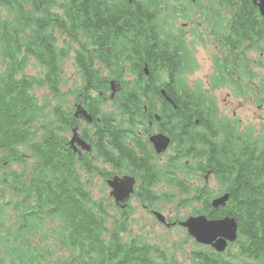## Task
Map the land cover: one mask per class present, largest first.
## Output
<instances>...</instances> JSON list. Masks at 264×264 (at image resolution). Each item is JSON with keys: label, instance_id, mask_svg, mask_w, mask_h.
Wrapping results in <instances>:
<instances>
[{"label": "trees", "instance_id": "1", "mask_svg": "<svg viewBox=\"0 0 264 264\" xmlns=\"http://www.w3.org/2000/svg\"><path fill=\"white\" fill-rule=\"evenodd\" d=\"M160 2L164 8L161 16L157 13L158 0H131V4L121 0H0V8L9 15L7 21L0 19V59L7 63L5 70H0V166L12 158L21 164V155L29 154L33 160L31 169L12 172L10 181L4 183L12 181L8 185L12 195L4 205L14 211H0V228L7 217L14 224L3 234L6 237L0 236L4 255L0 264H45L50 252L36 239L61 242L71 254L79 255L77 264H167L164 251L144 243H124L119 232L109 230L102 205L93 202L84 182V168L89 173L94 161L107 164L115 153L121 166L144 172L145 183L149 179L150 185H157L166 175L153 167L143 141L128 140L127 119L118 122L114 115L118 111L110 115L103 109L111 77H118L122 86L114 100L121 116L132 111L142 115L155 98L160 101L165 124L189 117L190 134L181 143L190 149L207 147L206 154L191 155L206 156L207 166L230 192L225 208L213 209L208 198L204 211L210 219L233 217L243 239L240 253L249 264H264V147L259 152L257 140L230 128L226 140L207 141L204 131L196 127L205 117L198 105L180 97V89L174 87L185 94L188 91L179 63L181 48L172 30V4ZM247 14L249 24L250 11ZM60 36L81 45L76 64L84 82L76 97L81 96L95 121L87 131L93 159L86 164L79 163L65 137L78 121L70 115L66 118L58 106L39 139L31 132L44 109L39 108L33 94L36 81L19 75L25 62L34 60L45 70L37 84L47 85L56 93L61 62L70 51L67 44L58 47ZM126 74L133 76L130 84L122 82ZM162 90L176 106L167 103ZM150 114L147 119L152 120ZM59 119H63L60 123L64 128ZM143 149L145 156L141 157L137 151ZM182 189L186 192L188 188ZM201 198L193 200L197 203ZM48 225L52 229L46 228ZM200 255L201 264H239L220 255Z\"/></svg>", "mask_w": 264, "mask_h": 264}, {"label": "rangeland", "instance_id": "2", "mask_svg": "<svg viewBox=\"0 0 264 264\" xmlns=\"http://www.w3.org/2000/svg\"><path fill=\"white\" fill-rule=\"evenodd\" d=\"M0 13V19L7 21L9 15L6 14V10L0 8ZM187 40H189L191 44L194 42L193 38L185 39L184 41ZM66 43L70 45V51L66 55L65 60L61 62L62 71L59 75L58 91L56 93L50 92L47 86H40L37 84L38 81H41L44 71L36 61L27 60L24 64L23 74L36 81L33 93L39 108L43 106L44 109V112H41L39 118L34 122L35 128L33 132L37 133L39 136L49 124L53 108L61 106L64 111L73 115L75 107L78 105L74 92L76 89L82 87V82L81 74L77 68L74 54L81 45L75 46L73 42L63 38V36H60L57 43L58 47H63ZM192 51V71L185 74V79L190 84L191 89L194 88V92L204 93L206 102L213 99L214 103L218 105L221 112L217 117L218 120H223V118L233 120L239 124L238 130L240 132H251L250 136L252 139L257 141L264 140V105L261 109L258 108L253 95L256 90L255 87H258L261 83L264 87V66L260 67L258 65L254 66L253 64L249 65V68L252 69L251 71L255 74L252 77L253 80H245L247 85L242 82V93L239 95L237 92L238 89L235 86L234 89L229 86L221 85L217 90V87L212 85L214 83V79L218 77V74L215 72V69H212V53L209 52L206 47H196V42H194ZM112 81L115 85H117V87L113 88V91H111V95H114V92L118 88V82L115 80ZM226 82L228 83V80H226ZM261 94L264 95L262 92H258V96L260 98ZM109 95L106 96L105 103L108 109H112L111 100L108 99ZM152 133L155 134V130H153ZM68 135L69 141L72 134ZM156 161L157 165L161 166V168L166 165L165 156L160 161H158V159ZM29 162H32V160ZM189 167L190 169L186 171L178 172L177 178L180 180H188L189 186L192 187L205 184L204 178L200 176L197 177L195 171L193 172L191 170L190 163ZM192 167L193 169L196 168L194 164ZM17 169L18 166L16 164H12L8 169L3 171H6V174H10V172ZM3 171L0 173V176L3 175ZM83 176L88 184L87 189L96 203L99 204V202H103V204L108 205V201H110L112 205L108 207V212L116 214L114 216L115 220L119 222L124 217L126 218L125 225L129 239L139 237L141 240L154 245V247L158 246L162 249L168 250L170 253H167L168 259L172 254H174L175 264H193V261L189 260V254L192 250L196 249L194 241L192 239H188L187 233L184 229L179 227L176 229L166 228L157 223L153 215V212L155 211L162 213L166 217L167 222H170L172 217H189V215L192 214V208L189 209L187 205L180 203L182 196L176 195L177 197H175V195H173L172 197L164 199L159 198L154 205L148 208L147 204L138 202L137 198L134 197L129 203L130 206H128L125 210H121L120 208H116L113 201L110 200L112 199L110 197L111 190L105 184L104 179L100 178L97 173L91 175L84 173ZM128 183L129 181L126 179L124 181V185H127ZM206 188L209 192H212L218 191L221 187L216 179L211 178L207 182ZM0 190L5 192L2 196H0V203H3L4 200L11 197V194L4 186H0ZM163 190L172 193L174 191L173 187L170 186L164 187ZM8 219L9 217H7L2 231V233L5 234L11 230L14 224L13 221H9ZM46 228L52 229L51 225H48ZM2 233L0 236L3 235ZM3 237L6 236L3 235ZM35 241L37 243L42 242L43 247H46L47 251L50 252V259H48L45 264H69V256L71 253L66 251L61 242L55 244L52 239H49L48 241L46 239H36ZM0 255L1 257L4 256L1 247ZM6 264L9 263L6 262Z\"/></svg>", "mask_w": 264, "mask_h": 264}, {"label": "flooded vegetation", "instance_id": "3", "mask_svg": "<svg viewBox=\"0 0 264 264\" xmlns=\"http://www.w3.org/2000/svg\"><path fill=\"white\" fill-rule=\"evenodd\" d=\"M172 3L171 10L175 17L174 26L176 29L175 36L177 44L180 49V68L187 70L188 74L192 71V46L196 42V47H206L209 52L212 53L211 60L212 69H220L225 67L227 61L228 51H237L239 56L233 57L237 58L233 62L234 69L236 70L242 63L244 59V64L249 68V65L253 64L263 67L264 62V17L259 13V9L256 3L253 0H164ZM131 3V0H129ZM233 5L235 13L231 14L230 6ZM228 7V9H226ZM228 10V12L226 11ZM247 11H250L251 18L248 24L247 18H249ZM184 20H186L184 22ZM193 38L194 42L191 44L189 40L184 41L185 39ZM243 54V55H241ZM178 55V56H179ZM232 58V56L230 57ZM260 63H259V62ZM250 69V68H249ZM252 70V69H251ZM216 72V70H215ZM183 75V82L187 84L192 93L194 88L191 89L190 84L185 79V74ZM253 80V78H252ZM221 80L219 76L214 79L212 85H220ZM219 88H217L218 90ZM255 95L258 96V92L264 94V87L259 85L255 87ZM192 95V94H190ZM180 97L185 95L179 94ZM189 96V95H186ZM174 97H177L175 95ZM261 97L264 101V95L261 94ZM191 104L195 105L193 99H191ZM209 105L208 103H210ZM209 102H205L204 111H201V114H204V117L208 115L211 119L217 118L220 115V109L216 105L213 99H210ZM258 108H262V105L259 104V101H256ZM175 110V108H173ZM151 113V112H149ZM235 114V113H234ZM156 115L155 113L153 116ZM187 115V114H186ZM141 114H138L136 111L127 113L126 128L129 131L128 140L134 139L131 135V129L134 125L141 122ZM150 117V116H149ZM74 118L77 120L84 119L83 114L79 111L74 113ZM188 122V121H187ZM159 125H162L161 120H158ZM176 136H171L169 133H165L171 139V148H180L179 143L185 138L186 129L181 128L178 132H172ZM150 156L152 153H149ZM183 154L177 151L176 157H180ZM109 167L114 165H120L117 162V159H110V162L107 163ZM134 196V195H133ZM127 201L126 207L130 206L129 203L132 197Z\"/></svg>", "mask_w": 264, "mask_h": 264}, {"label": "water", "instance_id": "4", "mask_svg": "<svg viewBox=\"0 0 264 264\" xmlns=\"http://www.w3.org/2000/svg\"><path fill=\"white\" fill-rule=\"evenodd\" d=\"M260 12L264 16V0H260ZM74 141V139H73ZM72 141V142H73ZM228 200V195L215 200L212 205L218 207L224 205ZM191 235L195 236L200 242L210 239V241L218 240L216 244L217 250L223 251L225 248V240L234 241L236 239V224L233 219H224L222 221H208L205 217L191 218L185 224Z\"/></svg>", "mask_w": 264, "mask_h": 264}]
</instances>
